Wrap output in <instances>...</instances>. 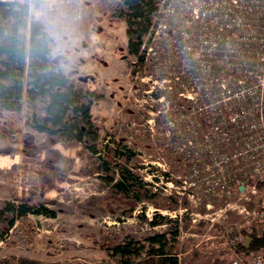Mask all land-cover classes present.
Wrapping results in <instances>:
<instances>
[{"label":"rangeland","instance_id":"obj_1","mask_svg":"<svg viewBox=\"0 0 264 264\" xmlns=\"http://www.w3.org/2000/svg\"><path fill=\"white\" fill-rule=\"evenodd\" d=\"M116 1L64 0L52 55L84 90L94 89L100 95L91 111L102 124L101 153L107 145H120L133 155L128 160L116 157L118 164L105 170L99 154L86 150L81 142L53 141L46 132L34 129L27 103L0 108V206L24 198L31 205L56 210L55 216L29 214L18 221L17 231L0 243V259L24 255L52 264H119L102 246L111 230L138 242L137 247L144 246L142 257L159 246L150 238L165 234L181 264H264V249L247 252L237 247L249 242L244 231L264 227L260 215L264 185L258 182L255 190H242L230 184L225 196L200 192L193 200L188 193L196 187L183 182L193 178L192 163L179 154L177 142L188 139L189 131L179 136L182 123L173 110L179 95L165 81L172 66L165 63L162 40H152L165 26L178 30L179 23L165 12L168 2L175 0H165L163 7V0H156L160 4L156 10L146 9L150 24L142 53L147 57L152 43L160 58L143 60L129 51L127 21L109 11ZM32 8L33 4L31 14ZM165 45L171 53L173 45L167 40ZM79 74H93L100 81H80ZM228 128L227 136L198 138L201 146L197 145L193 162L202 176L211 171L219 176L214 163L220 153L264 142L255 144L249 124L228 122ZM124 169L130 173L123 175ZM236 170L238 166H229L230 174ZM122 180L142 190H123L116 185Z\"/></svg>","mask_w":264,"mask_h":264},{"label":"built area","instance_id":"obj_2","mask_svg":"<svg viewBox=\"0 0 264 264\" xmlns=\"http://www.w3.org/2000/svg\"><path fill=\"white\" fill-rule=\"evenodd\" d=\"M165 5L163 0L161 6ZM165 12L180 26L171 30L160 24L152 40H162L165 63L172 66L165 81L179 95L173 109L182 123L179 136L189 131L188 139L177 142L179 154L192 163L193 178L183 182L196 189L188 196H225L230 184L255 190L264 181V142L257 144L264 140V0H175L168 2ZM166 40L173 45L171 53L165 50ZM158 52L150 43L144 57L159 59ZM228 122L249 124L257 145L220 153L214 163L219 176L212 171L202 176L193 162L201 146L198 138L229 135ZM229 166H238V172L230 174ZM202 184L205 187L198 191ZM260 215L264 221V212Z\"/></svg>","mask_w":264,"mask_h":264},{"label":"trees","instance_id":"obj_3","mask_svg":"<svg viewBox=\"0 0 264 264\" xmlns=\"http://www.w3.org/2000/svg\"><path fill=\"white\" fill-rule=\"evenodd\" d=\"M33 3L34 0H0V108H19L27 103L31 109L29 124L34 129L46 132L53 141L81 142L86 150L99 154L105 170L118 164L116 157L128 160L133 151L125 146L107 145L103 154L98 149L102 124L91 109L100 95L94 89L84 90L72 75L60 69L59 61L52 55L55 40L31 14ZM158 6L156 0H117L109 9L114 17L127 21L129 51L142 60L143 37L150 24L146 9L156 10ZM78 79L100 81L93 74H79ZM127 171L124 169L123 175ZM116 185L123 190H142L141 186L129 185L125 180ZM259 185H264V181ZM29 214L55 216L56 210L44 204L31 205L24 198L4 201L0 206V243L16 232L17 222ZM243 233L249 242H239L238 249L247 252L264 249V230ZM150 239L159 246H152L144 257L141 256L144 246L137 247L138 242L125 240L115 231L107 232L102 246L119 259V264H181L168 246L165 234ZM11 263L52 264L24 255L0 259V264Z\"/></svg>","mask_w":264,"mask_h":264},{"label":"clouds","instance_id":"obj_4","mask_svg":"<svg viewBox=\"0 0 264 264\" xmlns=\"http://www.w3.org/2000/svg\"><path fill=\"white\" fill-rule=\"evenodd\" d=\"M64 0H34L32 14L40 21L48 34L56 39L60 24L59 5Z\"/></svg>","mask_w":264,"mask_h":264}]
</instances>
